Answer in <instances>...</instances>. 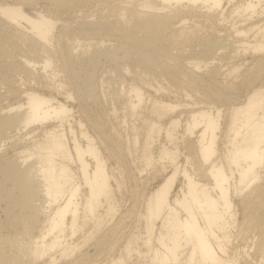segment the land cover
Returning <instances> with one entry per match:
<instances>
[{
    "label": "rangeland",
    "instance_id": "obj_1",
    "mask_svg": "<svg viewBox=\"0 0 264 264\" xmlns=\"http://www.w3.org/2000/svg\"><path fill=\"white\" fill-rule=\"evenodd\" d=\"M121 1H125L131 11L141 9L139 0H88L69 9L56 7L51 0H0V6H20L31 17L39 18L43 14L56 21L50 42L46 44L28 33V30L25 31L0 16V109L8 103L25 104L26 96L23 91L29 89L66 103L73 111V116L68 119L81 144L84 146L86 140L80 136L82 132L79 121L95 139L107 162L109 173L121 183V187L115 190L118 211L114 220L106 224V218L105 225L99 230L94 226L95 221H89L82 234L79 232L74 240L80 243V238L90 228H96L92 230L95 231L93 239L69 260L57 264H112V260L116 258H126L128 264L150 263L148 257L138 258L136 252L131 253L132 258L128 259L125 246L132 241L134 250L139 247L138 251L146 252V246L142 244V240H146V202L150 192H154L164 182L171 170V167H167V161L158 158L161 157L164 146L174 148L165 135V128L170 126L173 118L181 120L174 132V143L180 151V163L183 166V155L194 156L198 147L196 135L185 132V122L190 113L187 114L179 106L175 112L159 117L154 106L155 100L177 105L188 103L190 106L197 103L195 108L205 109L221 106L225 114L223 121H228L230 104L244 102L248 92L264 88V53L236 49L240 42L234 35L233 22L238 19L232 20L229 17L230 9L225 14V19L212 13L192 12L191 7L167 8L165 13L172 17V22L156 27L152 35L161 41V46L156 50L153 48L144 51L145 58L133 56L124 64L120 59L123 49L115 36H131L135 16L127 11L120 20L117 19V6ZM228 5L226 7H230ZM140 36L144 37L143 32H140ZM78 41L80 45H77ZM203 47L209 49L201 52ZM46 59L50 60L51 65L43 71L42 64ZM28 62H32L30 66ZM197 64H200L198 70ZM235 67L239 68L238 71L228 74ZM202 82L208 83L209 89ZM59 83L63 86L58 87ZM133 86L139 87L144 96L143 102L134 112L132 104H137V98L130 90ZM224 87L233 92V101L226 103L215 97L214 93L223 91ZM2 121L0 120V156L4 157L7 164L13 161L19 150L32 147L35 142L43 143L50 125L35 124L19 130L17 127L4 126ZM152 122L158 125L161 123L164 132L158 136L157 132L154 133L156 141L151 153L157 162L153 161L154 164L149 165L143 146ZM52 124L53 127L62 129L58 128L62 126L60 122ZM63 124V129L68 130L66 120ZM137 134L139 144L134 146V136ZM68 136L70 138L69 134ZM71 168L81 183L78 164L73 163ZM142 170L144 174H140ZM1 175L0 192L9 191L15 201L24 207L32 190L28 187L23 189L16 181H6ZM182 181H179L176 193L183 185ZM113 187H116L114 181ZM256 187L259 188L257 195L248 191L245 196L251 194L253 198V214L263 215L264 173ZM83 192L86 193L87 190L83 189ZM81 198L80 201L85 200L83 193ZM31 200L36 206L42 203L37 197ZM3 201H0V239L14 237L9 238L2 252L9 255L14 263L17 256L27 258L28 246L20 244L21 228L26 234L32 225L22 208ZM237 205L241 217H245L240 200ZM159 227L160 223L158 232ZM16 230H20L18 235L14 234L17 233ZM36 232L38 231L34 229L33 233ZM239 233L247 236L242 244ZM28 235L29 233L26 234L27 240ZM230 235L236 242L233 241L234 244L228 246V252L239 259V264H264V260H260L264 258L263 228L251 225L239 231L233 230ZM246 252L250 258L246 256Z\"/></svg>",
    "mask_w": 264,
    "mask_h": 264
},
{
    "label": "bare ground",
    "instance_id": "obj_2",
    "mask_svg": "<svg viewBox=\"0 0 264 264\" xmlns=\"http://www.w3.org/2000/svg\"><path fill=\"white\" fill-rule=\"evenodd\" d=\"M51 1L56 7L69 9L88 0ZM138 4L141 7L139 11L129 10L125 1L119 2L117 6L118 20L127 11L135 16L131 36L124 34L115 36L123 49L122 51L120 48L122 51L120 59L124 64L133 56L145 58L144 51L153 48L156 50L161 46V41L152 35L156 27L172 22V17L165 11L174 6L191 7L192 12L212 13L223 18L230 9L229 17L232 20L238 19L233 22L234 35L238 38L235 39L240 42L236 49L264 53V0H139ZM228 4L230 7H226ZM0 16L21 29L28 30V33L46 44L50 42L56 27V21L43 14L39 18L31 17L22 7L16 5L0 6ZM219 26L222 24L219 23ZM140 32H143L144 37L140 36ZM77 45H80L79 41ZM208 49L209 47H203L201 52ZM31 63L28 62V66ZM50 65L49 59L44 60L42 70L49 69ZM198 68L200 64H197L196 70ZM238 69L235 67L228 74ZM202 84L209 89L208 83ZM57 86L63 85L59 83ZM130 90L137 98V104H132L134 112L143 102L144 96L137 86ZM23 92L26 96L25 104L8 103L0 109V120H3V125L17 127L19 130L35 124L50 125L43 143L35 142L32 147L19 150L13 161L8 164L4 157L0 156L2 178L6 181H16L23 189L28 187L32 190L31 197L24 203V207L15 201L9 191L0 192V201L4 200L3 202L7 201L14 207L22 208L32 225L30 231L28 230V240L26 236L28 233L24 234L21 228L20 244L28 246L27 258L17 256L12 263L10 256L2 252L9 238L14 237L7 236L0 239V264H57L69 260L89 243L94 237L95 231L92 230L96 228L99 230L105 225L106 218H108L106 224L114 220L118 211L115 190L121 187V183L109 173L107 162L95 139L79 121L82 132L80 136L86 140L84 146L81 144L68 119L73 111L66 103L51 95L38 94L32 89ZM214 95L226 103L233 101V92L225 87L223 91H217ZM245 96L247 98L244 102L230 104L228 121H223L225 114L221 106L205 109L195 108L197 103L190 106L188 103L177 105L155 100L154 106L159 117L175 112L179 106L183 107L187 114L190 113L185 122V132L188 135H196L197 153H194V156L184 154V166L180 163L181 155L174 143L176 140L174 132L181 120L173 118L170 126L165 128V135L168 143H172L174 148L164 146L161 157L158 158L167 161V167H171V170L164 178V182L154 192H150L146 202L144 214L146 240H142L146 252L138 251L139 247L134 250L132 241H129L125 246L128 259L132 258L131 253L136 252L138 258L148 257L149 264L240 263L238 258L228 252V246L233 245V241L236 242L230 238L232 231H239L251 225L264 229V214L254 215L253 198L251 194L245 196L248 191L255 192L256 195L259 193L256 186L264 173V88L248 92ZM65 120L69 131L63 129ZM55 121L62 124L58 126L62 129L53 127L52 123ZM151 124L143 146L149 165L157 162L151 153L156 141L154 133L157 132L158 136L164 132L161 123ZM136 144H139L138 134L134 136V146ZM73 163L79 166L81 183L71 168ZM140 174H144V170ZM181 179L183 185L176 193ZM83 189L87 192L84 193ZM82 193L85 200L80 201ZM34 197L42 203L34 206L31 200ZM238 200L245 217H241L238 211ZM7 214L9 216V210ZM92 220L95 221L96 228H90L84 234L85 237L80 238L82 241L76 242L75 236L79 232L82 234L87 223ZM34 229L38 231L36 235L33 233ZM16 231L14 234L18 235L20 230ZM238 236L241 244L247 240L244 233H239ZM112 264H128V260L116 258L112 260Z\"/></svg>",
    "mask_w": 264,
    "mask_h": 264
}]
</instances>
